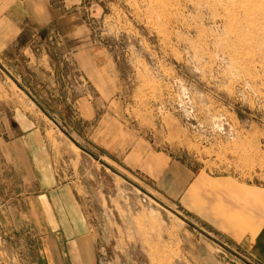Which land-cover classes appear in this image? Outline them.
Listing matches in <instances>:
<instances>
[{"label":"rangeland","instance_id":"1","mask_svg":"<svg viewBox=\"0 0 264 264\" xmlns=\"http://www.w3.org/2000/svg\"><path fill=\"white\" fill-rule=\"evenodd\" d=\"M52 4L65 30L54 23L44 37L33 28L26 34L41 37L33 42L41 65L21 45L0 56V200L18 193L14 233H0V264H40L42 255L24 201L34 188L24 179L36 173L8 163L4 147L21 125L42 135L58 184L76 187L98 264H262L196 222L187 187L172 192L158 172L171 159L195 173L264 182V0ZM81 49L92 51L102 73L78 64L73 53ZM103 104L117 118L103 120L100 134L108 128L111 141L129 134L141 169L94 142Z\"/></svg>","mask_w":264,"mask_h":264},{"label":"crops","instance_id":"2","mask_svg":"<svg viewBox=\"0 0 264 264\" xmlns=\"http://www.w3.org/2000/svg\"><path fill=\"white\" fill-rule=\"evenodd\" d=\"M74 4L76 2L72 3ZM60 11V8L52 4V0H0V56L15 44L21 45L24 48L22 52L28 56V59H32L34 65H41L37 64L36 60H40L42 54L34 50L33 42L44 37L45 30H49L54 23L59 27L62 26L61 22L65 20V16ZM30 28L41 37L26 39L27 30ZM62 29L65 30L63 26ZM73 55L81 67L85 68L87 65L95 75L102 73L103 69L98 67V61L89 49L78 50L77 54L73 53ZM82 57L87 59L85 65ZM80 100H83V97ZM114 101L121 102V100ZM91 106L92 104L89 107ZM102 106L106 110L99 122L100 126L94 132V142L110 152L120 150L121 154L127 153L124 160L126 164L132 170L141 169L144 161L142 157L139 159L137 156L138 149L129 150L132 144L129 134L122 140L116 141H111L113 135L107 130L108 128L102 130L104 135L100 134L103 120L108 121L110 117L117 118L111 115L105 104ZM28 114L24 116L29 120L31 114ZM95 114L94 108H88L85 118L92 119ZM25 118L22 119L23 122ZM18 122L20 124V121ZM15 127L19 128V126ZM41 136L39 131L33 128L25 129L21 125L17 130V136L4 146L8 149L6 156L8 163L17 165L22 162L26 169L30 168L36 173V177L30 176L24 179V182L34 184V188L26 195L24 201L27 204L28 215L32 218L36 242L42 254L39 262L40 264H98L91 224L78 198L76 187L58 184L51 167V153L49 149L43 147ZM160 158L162 160L163 156ZM166 161L164 168L175 166V172L173 173L171 168H167L166 171L161 169L158 172L161 173L158 180L166 185L167 178H170L171 184L167 186L172 192L187 187L185 203L196 222L201 221L222 237L226 242L221 241V243L228 248L233 249L231 246L234 245L264 264V182L242 180L232 175L195 173L177 161L171 159ZM154 176L152 177L156 178ZM164 190L168 192L167 189ZM17 197L18 193H11L5 204L2 203L3 199L0 200V233L6 236H11L15 230L13 226L16 225V217L12 215V202ZM6 205H9L10 215L3 209ZM210 246H207L208 249H212ZM241 262L240 258L219 259L220 264H242ZM201 264H213V262L204 260Z\"/></svg>","mask_w":264,"mask_h":264}]
</instances>
